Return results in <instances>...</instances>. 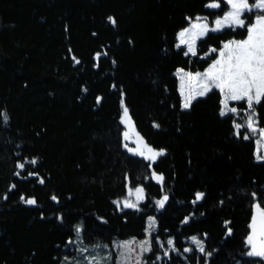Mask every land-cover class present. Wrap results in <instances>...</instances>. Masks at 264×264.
Masks as SVG:
<instances>
[{
    "label": "trees",
    "instance_id": "16d2710c",
    "mask_svg": "<svg viewBox=\"0 0 264 264\" xmlns=\"http://www.w3.org/2000/svg\"><path fill=\"white\" fill-rule=\"evenodd\" d=\"M216 2L0 0V264H61L77 229L85 245L142 239L151 216L158 226L143 264H163L170 238L178 252L165 264H264L247 254L256 205L264 211V159L245 124L247 104L221 115L213 88L184 109L176 76L205 71L264 15L245 13V27L210 31L186 55L178 33L227 10ZM125 107L163 152L155 162L127 150ZM254 110L264 129V99ZM138 187L144 198L125 207Z\"/></svg>",
    "mask_w": 264,
    "mask_h": 264
},
{
    "label": "snow or ice",
    "instance_id": "6c2138e0",
    "mask_svg": "<svg viewBox=\"0 0 264 264\" xmlns=\"http://www.w3.org/2000/svg\"><path fill=\"white\" fill-rule=\"evenodd\" d=\"M227 4L230 5L231 10L227 12L222 19L215 20V27L209 29L208 24L205 22L203 24L197 22L193 23L191 28L185 29L179 33L180 44L188 45V52L193 55L195 52V41L199 37H202L208 33V31H220L225 27H245L244 20L241 19V16L244 12H252L253 9H260L264 12V0H257L255 4H249L248 0H226ZM208 7L219 8L220 4L213 0V3L209 4ZM113 24L116 21L112 18H109ZM200 18H197L199 21ZM199 31H196V30ZM247 38L242 41H230L226 43L223 47L224 50L219 53L220 59H217L206 72L203 74L197 73L196 76H192L191 73H185L184 75L190 79H197L200 76H203L204 82L201 85V90L198 93L203 96L208 91H211L213 87L220 90L221 93H224V110L221 112V115H226L227 112L235 113L237 109L235 107L229 108L228 101H240L244 100L247 103V107L250 110V115L247 118V127L255 132L256 128L254 127L253 116L255 115L254 104H260L261 100L264 99V15H257L255 23L247 27ZM191 41V42H190ZM179 47V45H177ZM213 51H216L213 49ZM186 55L188 53H185ZM79 61H77L78 63ZM183 81V77H181ZM183 90V84H182ZM193 97L186 96L184 107L188 108ZM130 120L128 109L124 108V121ZM241 125L237 124L236 128L239 129ZM264 134V130H262ZM125 138L127 139L128 133L126 132ZM239 135V132H237ZM247 138V137H245ZM147 155L144 151L139 149H130L131 151L136 152L141 156H145L148 160H155L156 157L163 155V152L154 151L152 148L147 147ZM258 159L259 155L257 156ZM34 164L35 161H32ZM20 168H23L24 165L20 164ZM19 173H17L18 175ZM155 179L163 183V176L156 175ZM40 183H43L41 180ZM14 187V186H13ZM132 190L129 189V194L131 195ZM136 199L137 201L142 200L143 197V188H136ZM203 198L202 193L196 194V200ZM23 199V198H22ZM53 200H56V197H52ZM168 200L167 196H164L163 199L157 201L156 203L159 207L163 208L165 202ZM25 203L33 205L36 203L34 199H27ZM119 203V202H117ZM124 206L127 208H135L137 205L135 203L125 201ZM260 219L259 221L254 216L250 228L252 229V234L248 236L247 243L251 246V251L247 254L249 256H258L264 257V211L259 210V205H256ZM187 220H185V223ZM154 226V221L149 225V227ZM79 231V229H77ZM193 242L196 243L197 247L201 252L204 251L202 243L197 240L195 237L192 238ZM148 242L146 241L145 244ZM169 244H173V241L169 240ZM124 248H128L129 245H123ZM143 251H149L150 248L141 245ZM191 249H186L190 251ZM92 264V262H89ZM95 264H99V261H95Z\"/></svg>",
    "mask_w": 264,
    "mask_h": 264
},
{
    "label": "rangeland",
    "instance_id": "374dc122",
    "mask_svg": "<svg viewBox=\"0 0 264 264\" xmlns=\"http://www.w3.org/2000/svg\"><path fill=\"white\" fill-rule=\"evenodd\" d=\"M248 2H249V0H248ZM226 4H227V2H226ZM227 6H228L227 10L225 12H223L221 15L216 16L212 22L208 21L207 19H199V21H197V19H194L189 23V25L186 28L182 29L181 31H184L185 29L191 28L192 24L197 23V22H199L201 24L206 22L208 24L209 29L214 28L215 27V20L222 19L224 17V15L231 10L230 5L227 4ZM253 10H257V11L261 12L260 9L254 8ZM245 13H250V12L246 11V12H244V14ZM244 14L241 16V19L244 20V22H245V19L243 18ZM254 23H255V20L252 24H254ZM225 28H223V29H225ZM196 31H199V30L197 29ZM208 32H210V31H208ZM179 33H178L179 48L180 47L184 48L185 53H188L187 55H191V56H195L197 54V46H198L199 40L204 38L208 34L207 33L206 35L196 39L195 44H194L196 54L193 55L192 53L188 52V45L187 44H180ZM246 38H244V39H232V40L227 41L226 43H229L230 41H242V40H245ZM223 50H224V47L222 50L218 51L217 59H220L219 53ZM216 60H214L211 63V65ZM208 68L202 72H192L190 70L183 69V68H179L176 71V76L178 77V80H179L180 92L182 95V107L184 109H187L184 107L186 96L193 97L191 99L190 105L192 104V102L195 99L202 97L198 93L200 92L201 85L204 82L203 76H200L197 79H190L189 77L185 76L184 74L185 73H191L192 76H196L197 73L203 74L204 72H206L208 70ZM181 77H183V81L181 80ZM182 84H183V90H182ZM213 88H215V87H213ZM222 95H223V103H224V93H222ZM241 101H244V100H240V101L229 100L228 106H229V108L235 107L237 109V111H240L239 108L234 104L241 102ZM244 111L247 112L250 110L247 108ZM231 113L232 112H227V114H231ZM249 115H250V112L248 113V116ZM253 120H254V116H253ZM122 124L124 127L122 137H123V140L125 141V146H126L127 150L129 151V153L132 155L140 156L149 162H152V163L155 162L158 157H156V159L154 161L148 160L145 158V156H141V155L137 154L136 152L130 150V149H139L141 151H144L145 154L147 155V148H145L144 145H146L147 147H150V148H152V147L137 132L131 118L126 123L124 121V114H123ZM245 124L247 126V120H246ZM254 127L256 128L255 133L258 134L257 139H256V155L257 156L259 155V157L264 159V134H262V130H264V129L258 127L255 124V122H254ZM126 132L128 133L127 139L125 138V135H124ZM153 150L157 151L155 149H153ZM127 201L132 202V203L137 202L135 191H132L131 195L129 194ZM153 221H154V226L149 227V225ZM157 226H158V223H157L156 218L151 216V217H149V219L147 221L146 236L144 238H142V239H137V238L116 239L109 245H107V244L85 245L83 243L81 233H80V231H78L76 233V237H75L74 241L72 240L70 245L68 246L69 247V248H67L68 253L65 255L63 262L61 264H89V262H92V264H95V261H99V264H143V259H144L145 255L149 254L152 251V246H153V244H152V233H154L157 230ZM193 237H195L197 240H199L202 243L203 248L205 250L204 242L198 236H193ZM193 237H190L188 239V241L197 247L196 243L193 242V239H192ZM169 240L173 241V244L168 243V248H165L164 253L159 256V260L161 262L163 261V264H165L164 263L165 260L170 258L171 252H178L177 248L174 245V239L170 238ZM146 241L148 242L147 244H145ZM159 243L161 245H163L161 240L159 241ZM125 244L129 245V247L124 248L123 245H125ZM141 245H145V247L150 248V250L149 251H143L141 248ZM198 250H199V248H198Z\"/></svg>",
    "mask_w": 264,
    "mask_h": 264
},
{
    "label": "water",
    "instance_id": "95a60500",
    "mask_svg": "<svg viewBox=\"0 0 264 264\" xmlns=\"http://www.w3.org/2000/svg\"><path fill=\"white\" fill-rule=\"evenodd\" d=\"M259 210L262 211L261 209H259ZM254 216H255V217L257 218V220L259 221L260 216H259V211H258V209L255 211L253 217H254ZM253 217H252V219H253ZM251 223H252V220H251V222H250V225H251ZM251 234H252V229L250 228L249 235H251ZM250 250H251V246H250ZM254 257L258 258V256H254Z\"/></svg>",
    "mask_w": 264,
    "mask_h": 264
},
{
    "label": "crops",
    "instance_id": "0c3cea01",
    "mask_svg": "<svg viewBox=\"0 0 264 264\" xmlns=\"http://www.w3.org/2000/svg\"><path fill=\"white\" fill-rule=\"evenodd\" d=\"M204 96V95H203Z\"/></svg>",
    "mask_w": 264,
    "mask_h": 264
}]
</instances>
